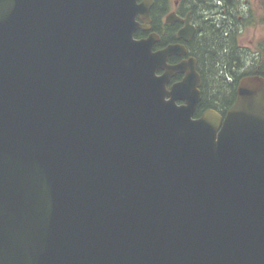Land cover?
<instances>
[{
  "label": "water",
  "instance_id": "water-1",
  "mask_svg": "<svg viewBox=\"0 0 264 264\" xmlns=\"http://www.w3.org/2000/svg\"><path fill=\"white\" fill-rule=\"evenodd\" d=\"M152 5L0 0V264H264V78L195 117Z\"/></svg>",
  "mask_w": 264,
  "mask_h": 264
},
{
  "label": "trees",
  "instance_id": "trees-1",
  "mask_svg": "<svg viewBox=\"0 0 264 264\" xmlns=\"http://www.w3.org/2000/svg\"><path fill=\"white\" fill-rule=\"evenodd\" d=\"M156 1L150 11L153 18L159 9H163L165 0ZM199 1L203 3L200 5L199 31L189 44L202 80L201 99L195 117L207 109L224 115L235 100V90L242 77L257 72L264 77V45L253 51L240 48L238 39L233 36L237 23L235 17L227 22L222 17L211 19L213 10L209 3Z\"/></svg>",
  "mask_w": 264,
  "mask_h": 264
},
{
  "label": "flooded vegetation",
  "instance_id": "flooded-vegetation-1",
  "mask_svg": "<svg viewBox=\"0 0 264 264\" xmlns=\"http://www.w3.org/2000/svg\"><path fill=\"white\" fill-rule=\"evenodd\" d=\"M205 1L209 3V7L213 10L211 13V19H214L215 16L216 18L222 17V19L227 22L232 21L235 17L234 19L237 23L234 26L236 27V30H233V36L238 40L240 35L244 33L245 28L250 26L251 16L255 18L258 10L264 13V0H259L256 7L251 0ZM156 2V0H153L152 7ZM200 5H203V3L199 0H165L163 9L158 10V15L155 16V18H153L150 12V28L147 30H137L134 37L141 39L148 37L151 33L156 34L159 40L153 46V51L162 50L169 45H179L184 47L186 49V55H174L168 57L167 64L169 65H175L188 57H193L190 54L189 44L199 31V21L202 15L200 14ZM170 14L174 15L173 19L171 21H166ZM185 27L193 29V33L188 39L183 40L178 37V33ZM238 45L240 48L244 50L246 49L243 47V41H238ZM262 45H264V36L263 39L256 44V47ZM181 78V75L172 76L167 85V89H169L171 85L179 82ZM177 104H181V102H178Z\"/></svg>",
  "mask_w": 264,
  "mask_h": 264
},
{
  "label": "rangeland",
  "instance_id": "rangeland-1",
  "mask_svg": "<svg viewBox=\"0 0 264 264\" xmlns=\"http://www.w3.org/2000/svg\"><path fill=\"white\" fill-rule=\"evenodd\" d=\"M253 4L257 5L259 0H251ZM264 36V13L257 11L256 17L251 16L250 26L245 28L243 34L240 35L238 41H243V47L249 51H253L256 48V44L263 39ZM241 38V39H240ZM253 55V53H252Z\"/></svg>",
  "mask_w": 264,
  "mask_h": 264
}]
</instances>
